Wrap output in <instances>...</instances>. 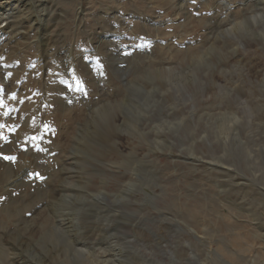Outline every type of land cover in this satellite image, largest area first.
<instances>
[{"label": "rangeland", "instance_id": "374dc122", "mask_svg": "<svg viewBox=\"0 0 264 264\" xmlns=\"http://www.w3.org/2000/svg\"><path fill=\"white\" fill-rule=\"evenodd\" d=\"M23 5L0 23V264H264V0Z\"/></svg>", "mask_w": 264, "mask_h": 264}, {"label": "bare ground", "instance_id": "6f19581e", "mask_svg": "<svg viewBox=\"0 0 264 264\" xmlns=\"http://www.w3.org/2000/svg\"><path fill=\"white\" fill-rule=\"evenodd\" d=\"M2 1V0H1ZM24 1V0H23ZM23 1L22 0H6L5 1V3H0V23H3L5 26H6V29L7 28H9V25H10V23H9V19H10V17H9V13L11 12L10 10H14V8H20L21 7V5H23ZM217 4V3H216ZM215 4V5H216ZM22 7H24V10H26L27 9V6H25V5H23ZM258 8V7H257ZM23 9V8H22ZM21 11V10H20ZM16 12H18V11H16ZM27 12V11H26ZM25 12V13H26ZM22 13H23V11H22ZM56 13V12H55ZM18 14H19V12H18ZM12 15V14H11ZM258 17V16H257ZM25 18V17H24ZM30 18V17H29ZM260 18V17H259ZM31 19V18H30ZM15 21V20H14ZM229 21V20H228ZM16 22V21H15ZM30 22H32L31 20H30ZM9 23V24H8ZM41 24H43V23H41ZM46 25V24H45ZM50 27V26H49ZM1 28V27H0ZM4 27H2L0 30H6V29H3ZM16 28V27H15ZM25 30V29H24ZM28 30V29H27ZM18 32V31H17ZM217 32V31H216ZM16 35V34H15ZM44 37V36H43ZM42 37V38H43ZM93 38V37H92ZM45 39V38H44ZM44 39H42V41L44 40ZM108 40V39H107ZM210 40V39H209ZM46 41V40H45ZM253 42V41H252ZM34 43V42H33ZM35 54L39 57V62H40V60H42V59H46V53L44 54L43 53V51H42V49H44V47H45V42H35ZM244 47V46H243ZM46 52V51H45ZM37 60V61H38ZM55 63V62H54ZM81 63V62H80ZM40 64V63H39ZM72 64V63H71ZM81 65H83L84 66V68H85V64L84 63H82ZM41 67V66H40ZM44 67V66H43ZM65 68V67H64ZM67 68V67H66ZM202 68V67H201ZM257 73V72H256ZM161 75H163V74H161ZM68 77V76H67ZM199 79V78H198ZM202 79V78H201ZM152 80V79H151ZM135 81V80H134ZM82 82V81H81ZM80 82V83H81ZM221 82V81H220ZM223 82V81H222ZM130 85V84H129ZM73 86V85H72ZM71 86V87H72ZM158 87V86H157ZM124 88V87H123ZM160 98V97H159ZM109 99V98H108ZM115 100V99H114ZM146 100V99H145ZM163 100V99H162ZM175 100V99H174ZM133 101V100H132ZM142 101V100H141ZM61 102V101H60ZM136 102V101H135ZM112 102H110V105H112L111 104ZM116 103H119V101L118 102H116ZM171 104V103H170ZM163 105H164V103H163ZM106 106V105H105ZM245 106V105H244ZM113 107V106H112ZM116 108V107H115ZM164 108V107H163ZM102 109V108H101ZM114 109V108H113ZM116 110V109H115ZM99 112V111H98ZM107 113V109H103V112H102V115H105ZM110 113V112H109ZM138 113V112H137ZM129 114V113H128ZM114 116V115H113ZM117 116V115H116ZM125 117H127V116H125ZM228 117V116H227ZM93 118V117H92ZM90 120V119H89ZM111 120H113V119H111ZM115 120V119H114ZM110 124H111V121H110ZM114 124V123H113ZM120 125V124H119ZM111 127H112V125H110ZM107 127V126H106ZM90 128V127H89ZM228 128V127H227ZM94 129V128H93ZM101 129H103V128H101ZM91 130H92V128H91ZM104 130V129H103ZM224 130H226V129H224ZM101 131V130H100ZM105 131V130H104ZM214 132V131H213ZM103 133V132H102ZM106 133V132H105ZM104 133V134H105ZM110 133V132H109ZM121 133V132H120ZM74 134V133H73ZM89 134V133H88ZM100 134V133H99ZM222 134V133H221ZM225 134V133H224ZM93 135V134H92ZM105 135H107V133L105 134ZM118 135H119V133L116 135V138L118 139ZM125 135V134H124ZM108 136V135H107ZM225 136H227V135H225ZM73 137V136H72ZM82 137V136H81ZM98 137V136H97ZM236 137V136H235ZM102 138V137H101ZM132 138V137H131ZM105 139H106V137H105ZM107 139H108V137H107ZM97 140V139H96ZM100 140H102V139H100ZM88 141V140H87ZM112 141V140H111ZM89 142V141H88ZM96 142L97 141H95V145H96ZM98 142H99V140H98ZM91 143V142H90ZM89 143V144H90ZM103 143V142H102ZM149 143V142H148ZM108 144V143H107ZM115 144L118 146V141L117 142H115ZM9 145V144H8ZM102 145V144H101ZM97 146H99V144L97 145ZM149 146V145H148ZM110 148V147H109ZM102 149V148H101ZM111 149V148H110ZM109 149V150H110ZM130 149V148H129ZM83 151V150H82ZM95 151V149H93V152ZM105 151V150H104ZM76 153H78V152H76ZM91 153V152H90ZM95 153V152H94ZM101 154V153H100ZM79 156V155H78ZM72 157V156H71ZM74 157V156H73ZM72 157V158H73ZM96 156H94V158H95ZM124 157V156H123ZM195 159V158H194ZM109 161V160H108ZM130 161V160H129ZM132 161V160H131ZM137 163V162H136ZM76 164H78V163H76ZM129 164V163H128ZM132 164V163H131ZM83 167V166H82ZM118 167H119V165H118ZM62 173V172H61ZM83 173H85V172H83ZM59 174V173H58ZM65 174V173H64ZM85 175H87V174H85ZM120 178V177H119ZM63 180V179H62ZM83 180V179H82ZM8 182V181H7ZM17 183V182H16ZM87 184V183H86ZM81 185V184H80ZM88 186V185H87ZM81 187V186H80ZM56 188V187H55ZM86 188V187H85ZM57 191V190H56ZM71 191V190H70ZM44 192V191H43ZM21 193V192H20ZM65 193H67V192H65ZM107 193V192H106ZM45 194V193H44ZM52 195V194H51ZM88 197V196H87ZM38 198V197H37ZM70 198V197H69ZM89 198V197H88ZM102 198V197H101ZM100 198V199H101ZM76 199H74V201H75ZM78 201H80V200H78ZM59 202V201H58ZM71 203H73V202H71ZM93 203V202H92ZM44 205V204H43ZM26 206V205H25ZM128 206V205H127ZM41 208V207H40ZM55 208V207H54ZM14 212V211H13ZM46 213V212H45ZM78 213V212H77ZM121 213V212H120ZM49 214V213H48ZM67 214V213H66ZM101 214V213H100ZM116 214V213H115ZM65 215V214H64ZM68 215H70V214H68ZM74 215V214H73ZM18 216V215H17ZM72 216V215H71ZM76 216V215H75ZM75 216H73V217H75ZM79 216H81V215H79ZM78 216V218H80ZM84 216V215H83ZM96 216V215H95ZM58 217V216H57ZM62 217V216H61ZM69 217V216H68ZM67 217V218H68ZM161 217V216H160ZM64 218V217H63ZM62 218V219H63ZM66 218V217H65ZM74 219V218H73ZM81 219H83V218H81ZM168 219V218H167ZM67 220V219H66ZM104 220H105V218H104ZM67 221H69V220H67ZM70 221H72V220H70ZM138 221V220H137ZM62 222V221H61ZM102 222V221H101ZM107 222V221H106ZM105 222V223H106ZM57 223H58V221H57ZM71 223H73V222H71ZM4 224V223H3ZM74 224V223H73ZM96 224H98V223H96ZM104 224V223H103ZM177 224V223H176ZM20 225V224H19ZM32 225V224H31ZM77 225V224H76ZM78 225H80V224H78ZM168 225V224H167ZM172 225V224H171ZM83 226V225H82ZM62 227V226H61ZM65 227V226H64ZM98 227V226H97ZM8 228V227H7ZM59 228V227H58ZM76 228V227H75ZM79 228H80V226H79ZM82 228H85V227H82ZM118 228V227H117ZM28 229H29V227H28ZM61 229V228H60ZM68 229V228H67ZM71 228H69V230H70ZM1 230H3V229H1ZM56 230V229H55ZM98 230V229H97ZM68 231V230H67ZM72 231V230H71ZM11 232V231H10ZM59 232V231H58ZM32 233V232H31ZM69 234H71L70 232H69ZM73 234V233H72ZM99 234V233H98ZM115 234V233H114ZM152 234V233H151ZM71 236V235H70ZM30 237V236H29ZM156 238V237H155ZM134 239V238H133ZM160 239V238H159ZM110 240V239H109ZM117 240V239H116ZM121 240V239H120ZM50 242V241H49ZM60 242V241H59ZM62 242V241H61ZM107 242V241H106ZM105 242V243H106ZM159 242V241H158ZM66 244L67 243H65V246H66ZM117 245V244H116ZM146 245V244H145ZM59 247V248H54V250H56V249H58V250H60V253L57 255V261H58V263H57V261H56V264H62V263H65V262H63V260H61L60 259V257H66V256H68V251H75L74 249H72L71 247L68 249L67 247ZM109 246V245H108ZM7 247V246H6ZM36 247V246H35ZM80 247V246H79ZM158 247V246H157ZM105 248V247H104ZM15 249V248H14ZM121 249V248H120ZM104 250V249H103ZM79 251V250H78ZM112 251H113V248H112ZM84 252V251H83ZM88 252V251H87ZM116 252V251H115ZM35 253V252H34ZM117 253V252H116ZM25 254V253H24ZM77 254V253H76ZM116 255V254H115ZM117 256V255H116ZM69 257H70V255H69ZM55 258V257H54ZM53 258V259H54ZM50 259V258H49ZM119 259V258H118ZM122 259V258H121ZM129 260H133V259H129ZM113 263V262H112Z\"/></svg>", "mask_w": 264, "mask_h": 264}, {"label": "snow or ice", "instance_id": "6c2138e0", "mask_svg": "<svg viewBox=\"0 0 264 264\" xmlns=\"http://www.w3.org/2000/svg\"><path fill=\"white\" fill-rule=\"evenodd\" d=\"M3 159L14 161L15 160V157L4 156Z\"/></svg>", "mask_w": 264, "mask_h": 264}]
</instances>
